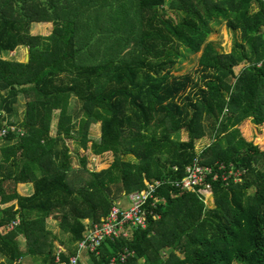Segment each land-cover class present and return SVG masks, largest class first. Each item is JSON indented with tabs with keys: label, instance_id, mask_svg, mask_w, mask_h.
<instances>
[{
	"label": "trees",
	"instance_id": "16d2710c",
	"mask_svg": "<svg viewBox=\"0 0 264 264\" xmlns=\"http://www.w3.org/2000/svg\"><path fill=\"white\" fill-rule=\"evenodd\" d=\"M11 3L23 0H1L0 10V132L9 127L0 135V197L16 201L0 208L7 264L24 257L54 264L50 216L60 217L74 246L86 218L99 223L109 213L110 186L124 197L147 180L181 178L196 156L246 172L237 183L211 180L213 206L197 193L160 186L147 227L107 239L91 254L94 264H110L126 250L132 254L124 264H264V148L258 134L250 139L242 131L245 121L264 127V3L34 0L8 11ZM42 21L53 22L52 32L32 34V23ZM221 24L232 33L229 51L209 39ZM20 46L28 48L27 61L5 57ZM185 52L200 53L196 76L175 74ZM21 97L23 116L15 121ZM73 97L81 103L75 113ZM93 123H100L99 138L90 135ZM205 137L211 143L199 152L196 141ZM68 141L96 156L111 152L112 161L94 170L82 156L80 178L70 181ZM6 183H32L33 190L23 195Z\"/></svg>",
	"mask_w": 264,
	"mask_h": 264
},
{
	"label": "built area",
	"instance_id": "2783aa9c",
	"mask_svg": "<svg viewBox=\"0 0 264 264\" xmlns=\"http://www.w3.org/2000/svg\"><path fill=\"white\" fill-rule=\"evenodd\" d=\"M261 1L264 3V0ZM8 129L9 127L3 128L0 135L4 136ZM10 129L14 130L15 126H11ZM175 169L177 170V167ZM245 172V169L235 168L234 165L228 167L222 162L204 164L196 156L185 167L181 178L147 180L143 189L127 195V205L115 200L109 213L99 223L88 222L85 225L82 239L76 243V253L63 258L67 251L62 246H57L54 264H79L82 254L99 253V248L107 239L129 238L134 229L146 228L148 218L155 215L159 201L156 197L157 189L164 184L181 191L197 193L207 204L206 200L213 197L211 180L221 179L226 184L232 180L237 183L242 181ZM19 222V218H16L9 224L7 230L13 229ZM130 254L132 252L126 250L119 257H112L110 264H124Z\"/></svg>",
	"mask_w": 264,
	"mask_h": 264
},
{
	"label": "rangeland",
	"instance_id": "374dc122",
	"mask_svg": "<svg viewBox=\"0 0 264 264\" xmlns=\"http://www.w3.org/2000/svg\"><path fill=\"white\" fill-rule=\"evenodd\" d=\"M22 1V0H21ZM32 2H34V0H23V3H21V5H17L16 6L14 3H11L12 6L8 7V5H6V8L8 11H12L13 7L15 6V8H18L20 6H23L25 8H28L30 6V4H32ZM38 2V1H36ZM20 3V2H19ZM1 0H0V10H1ZM14 10V9H13ZM44 22V21H42ZM53 22L49 23L48 30H39L38 33L36 31H31L32 34H34L36 32V34H42L44 36L49 35L52 30H53ZM36 27V25H35ZM85 32V31H84ZM40 34V35H41ZM210 39L213 40L218 48L220 50L223 51H229L230 47H231V43H232V33L225 28V25L222 24L220 26L216 25L214 26V32L213 34L210 36ZM105 44H101V50H103L105 48ZM95 54V56H99L101 55V53ZM185 57L184 59H182V61L180 62V64L178 65V70L175 72L176 75H183V74H191L196 76L198 74V57L200 55V53L197 54H190L185 52ZM24 55L25 52L24 50H18V52L16 53L15 51L9 52L8 54L5 55L6 58H16L19 59L20 61H24ZM244 66V64H240L238 66L235 67V71L236 73H238L240 71V69ZM25 101L26 98L25 97H21L19 102L16 103L14 105V114H13V118L15 119V121H19L22 119L23 116V110H24V106H25ZM70 108L72 110L73 113L80 111V107H81V103L75 98H71L70 100ZM58 113H56L57 115ZM242 131L244 133L247 134V137H249L251 139L252 136H255V134H258L259 138H257L255 141L258 143V145L260 146L261 149L264 148V127H259V129L252 124L249 123V121H245L244 124L242 125ZM56 126H53L52 123V133H55ZM100 123H93L90 127V135L92 138H99L100 137ZM1 137V136H0ZM181 138L184 140L188 139L187 133L185 131H183L181 133ZM211 143V139L209 137H205L204 139H200L196 141V147L197 150L200 152L203 150V148L207 147L209 144ZM0 145H1V140H0ZM68 145L69 148L71 150V156H72V174L70 177V181L73 179L79 180L80 175H79V170H82V162H81V157L82 156H86L88 159L87 162V167L90 169H94V170H100L103 168H106L110 162L112 161V153L111 152H107L104 153L102 155L96 156L93 155L91 153H89V151H86L82 148H78V145L75 144L74 142L68 141ZM83 174V172H82ZM6 188L8 191H13L14 189H19L20 188V184L14 185L13 183H6ZM110 190V194L112 195V197L114 198V200H120L123 199L122 195L119 193L118 188H116L115 186H110L109 188ZM208 206H213L214 205V196L207 199L206 200ZM52 217L51 219H48V227L54 232H57V229L60 228V217L58 215H53L50 216ZM49 217V218H50ZM59 225V227H58ZM60 236H63V233H59ZM60 238V237H59ZM22 246L24 244V242L22 241ZM1 254H0V262H1ZM33 263V262H32ZM7 264V263H6Z\"/></svg>",
	"mask_w": 264,
	"mask_h": 264
},
{
	"label": "crops",
	"instance_id": "0c3cea01",
	"mask_svg": "<svg viewBox=\"0 0 264 264\" xmlns=\"http://www.w3.org/2000/svg\"><path fill=\"white\" fill-rule=\"evenodd\" d=\"M168 12H169L170 14L174 15V16H175V14H176L175 11L170 10V9L168 10ZM49 23H50V22H47V21H44V22H33V23H32L31 31L34 30V31H36V32L38 33L39 30H40V31H41V30H46V29L48 30V27H47V26H49ZM35 25H36V27H35ZM221 25H222V24H221ZM224 25H225V24H224ZM218 26H220V25H218ZM225 28H227V27L225 26ZM36 32L34 33V35H38V34H36ZM40 34H41V33H40ZM41 35H42V34H41ZM209 39H210V38H209ZM210 40H211V39H210ZM20 49H21V50H24V52H25L24 60H26V58H27V56H28V48L25 47V46H20L17 50H15V52L17 53L18 50H20ZM57 121H58V118L55 117L54 120H53V126H54V125L56 126ZM55 133H56V132H55ZM55 133H53V134H55ZM19 184H20V188L17 189V191H18L20 194L26 195V194H29V193L32 192V190H33L32 183H19ZM126 197H127V196H124L123 199H120V201H122V203H123L124 205H127V204H128V200H127ZM15 203H16V201H12V202H9V203L2 204V203H1V197H0V208H5V207L10 206V205L15 204ZM51 218H52V217H50V218H48V219H51ZM48 219H47V222H48ZM88 222H92V221H91L90 219L86 218V219L84 220V225H86ZM47 225H48V224H47ZM58 227H59V225H58ZM48 228H49V227H48ZM57 231H58L59 233H63V236H60L59 233H57V232L54 231V232L57 234V238H58V240L55 241V245H56V247H57L58 245H60V246H62V247L67 251V253L64 254L63 256L66 257V255H68V254H74V253H76V245H74V246H70V245H68V235H67L66 233H64V232L61 230V228H58ZM59 237H60V238H59ZM22 241H23V240H22ZM23 242H24V241H23ZM22 248H25V244H23ZM73 249H75V250H73ZM72 250L75 251V252L73 253ZM1 256H2V255H1ZM22 261H23V264H37L35 258H33V257H24V258L22 259ZM1 262L7 263L6 258L2 256V258H1ZM32 262H33V263H32ZM80 263H82V264H94L93 259H92V255H91L90 253H84V254H82V255H81Z\"/></svg>",
	"mask_w": 264,
	"mask_h": 264
},
{
	"label": "water",
	"instance_id": "95a60500",
	"mask_svg": "<svg viewBox=\"0 0 264 264\" xmlns=\"http://www.w3.org/2000/svg\"><path fill=\"white\" fill-rule=\"evenodd\" d=\"M27 60H28V56H27L26 60H24V61H27Z\"/></svg>",
	"mask_w": 264,
	"mask_h": 264
}]
</instances>
